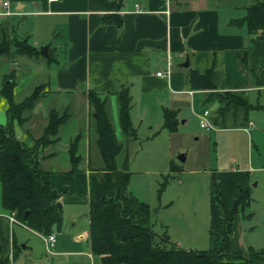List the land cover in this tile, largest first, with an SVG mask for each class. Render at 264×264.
<instances>
[{"label": "crops", "instance_id": "0c3cea01", "mask_svg": "<svg viewBox=\"0 0 264 264\" xmlns=\"http://www.w3.org/2000/svg\"><path fill=\"white\" fill-rule=\"evenodd\" d=\"M3 1H7L6 6ZM10 1H1L0 35L8 31L9 39H24L38 53L16 54L22 65L4 56L5 63L0 61V96L4 97V78L13 83L15 102L34 87L43 86L42 96L25 114L23 125L16 128L17 138L28 144L31 138L40 137L52 111L66 114L56 139L38 151L40 165L50 173V187L60 192L62 220V208L69 202L84 203L88 216L89 174L103 167L87 97L90 90L106 98L110 122L113 116V124L117 122L118 126L116 93L123 89L131 99V122L139 111L149 119L155 112L163 120L162 110L168 107L177 110L181 123L188 120V114L199 120L206 110L208 120L217 127L212 119L219 102L207 95L211 91L239 92L249 103H258L264 109V37L248 33L243 23L230 22L243 13H235L234 6L226 7L224 0H13V6ZM6 16H30L33 21L18 34L19 24L9 22ZM42 45L48 46L47 54L39 51ZM186 61L188 65H182ZM161 69L166 74L156 75ZM189 69L201 74L209 71L213 88H192ZM110 108H114L112 116ZM253 109L260 110L249 109L245 124L239 111L226 118L230 123L236 120L235 126L217 128H232L248 135V131L255 132ZM6 122L5 109L0 124ZM248 169L229 164L218 172L220 197L227 212L240 190L249 189ZM224 220L210 231L224 233ZM60 227L61 223L51 232L55 241L47 249L45 235L12 220L10 212L0 206V264H17L19 247L35 253L43 248L53 252ZM88 232L89 216L88 230L79 237H88ZM232 238V249L238 250ZM88 245L93 259L89 237Z\"/></svg>", "mask_w": 264, "mask_h": 264}, {"label": "trees", "instance_id": "16d2710c", "mask_svg": "<svg viewBox=\"0 0 264 264\" xmlns=\"http://www.w3.org/2000/svg\"><path fill=\"white\" fill-rule=\"evenodd\" d=\"M232 23H243L250 34L264 37V0H252L244 5L242 16L232 19ZM14 49V51L12 50ZM38 50L26 40L9 39L6 33L0 35L1 57L13 54L32 55ZM188 80L192 88L212 89L209 71L201 74L189 69ZM3 79L1 94L8 102L7 122L0 124V206L13 212L22 224L43 235L58 228L62 215L57 206L60 192L49 184V171L39 162L41 147L52 143L60 123L66 114L52 111L48 123L40 137L28 144L16 136V128L27 119L26 113L34 106L43 92L41 86L34 87L21 101L13 100L12 82ZM207 95L218 99L212 119L217 127L235 126L226 121L240 111L242 117L252 108L263 109L256 103H249L239 92H209ZM88 102L92 106V116L97 132L96 143L103 159V167L89 174V244L93 256L100 264H264V248L247 249V254L233 250L230 240L234 214L249 197L248 189H241L229 212L221 205L226 227L224 233L210 231V246L203 250H185L168 240V236L157 235L150 225L148 204L136 199L128 190L127 170L116 168L115 157L121 149L116 141L115 131L106 111V98L90 90ZM130 96L123 89L116 93L118 122L121 132L134 136L130 121ZM162 127L175 131L177 110L164 107ZM245 120V119H244Z\"/></svg>", "mask_w": 264, "mask_h": 264}, {"label": "rangeland", "instance_id": "374dc122", "mask_svg": "<svg viewBox=\"0 0 264 264\" xmlns=\"http://www.w3.org/2000/svg\"><path fill=\"white\" fill-rule=\"evenodd\" d=\"M224 2L226 7L234 6L235 13L241 14L244 5L252 0ZM10 3L13 6V0ZM8 19L19 24L18 34L33 21L30 16ZM8 59H16L14 64L17 65L24 63L15 54ZM3 60L5 57H1L2 64ZM6 107L7 100L0 96V117ZM113 109L110 108V113ZM252 112L256 114V129L246 135L232 128L206 129L200 126L198 118L189 114L186 122L178 119L176 130L170 132L162 127L163 120L155 112L150 113L149 119L139 111L138 119L135 117L131 122L134 136L124 135L118 123L113 124L111 113L116 141L121 145L115 157L116 168L128 171L127 190L148 204L150 225L157 235H169L170 242L185 250L207 249L210 230L220 227L225 219L221 211V205H225L220 197L218 172L231 164L238 169L249 167V197L234 214L229 236L233 237L234 247L244 255L249 247L264 248V109ZM84 206L79 202L64 204L61 233L56 231L57 244L53 252L43 248L35 253L19 247L17 264H100L98 257L92 259L88 253V237H79L88 230L87 207Z\"/></svg>", "mask_w": 264, "mask_h": 264}, {"label": "built area", "instance_id": "2783aa9c", "mask_svg": "<svg viewBox=\"0 0 264 264\" xmlns=\"http://www.w3.org/2000/svg\"><path fill=\"white\" fill-rule=\"evenodd\" d=\"M47 1L48 2H56L58 0H47ZM2 4L4 6H6L7 1H3ZM165 74L166 73L164 72L163 69L156 71V75H158V76H162V75L164 76ZM199 124L201 127H204L207 129L212 127V124L210 123V121L207 118V111L206 110L202 114L199 115ZM10 215H11L12 220L19 222L16 219L13 212H10ZM43 239L46 241V245H47V249H48L53 244V242L55 241L54 233H49V234L45 235Z\"/></svg>", "mask_w": 264, "mask_h": 264}, {"label": "water", "instance_id": "95a60500", "mask_svg": "<svg viewBox=\"0 0 264 264\" xmlns=\"http://www.w3.org/2000/svg\"><path fill=\"white\" fill-rule=\"evenodd\" d=\"M47 49H48V46L47 45H42L39 47V51L42 53V54H47ZM182 65L184 66H187L188 65V61L182 63ZM179 158L180 160H183L184 159V156L182 154L179 155ZM59 205V203L57 202V206Z\"/></svg>", "mask_w": 264, "mask_h": 264}]
</instances>
